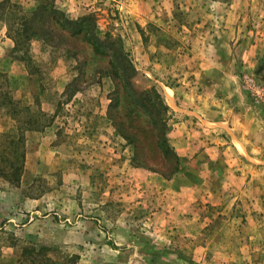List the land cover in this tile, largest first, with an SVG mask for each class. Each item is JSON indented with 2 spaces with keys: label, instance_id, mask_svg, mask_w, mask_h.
Here are the masks:
<instances>
[{
  "label": "rangeland",
  "instance_id": "rangeland-1",
  "mask_svg": "<svg viewBox=\"0 0 264 264\" xmlns=\"http://www.w3.org/2000/svg\"><path fill=\"white\" fill-rule=\"evenodd\" d=\"M234 1L0 0V264H264L221 127L231 77L264 109V0Z\"/></svg>",
  "mask_w": 264,
  "mask_h": 264
},
{
  "label": "crops",
  "instance_id": "crops-1",
  "mask_svg": "<svg viewBox=\"0 0 264 264\" xmlns=\"http://www.w3.org/2000/svg\"><path fill=\"white\" fill-rule=\"evenodd\" d=\"M246 1L235 0L234 3L240 5ZM249 2L250 0L247 1V3ZM253 3L260 4L259 0H253ZM239 17V10L234 9L229 13L228 20H237ZM231 79L234 80H225V128L224 124H221L227 139L225 145H230L232 150L242 158L244 153L241 148H243L252 161L264 165V109L251 107V103L237 85L238 80H235L234 77ZM191 114L197 115L193 112ZM46 132L39 135L31 134L30 138L40 143L46 139H51ZM227 180L232 183V191L238 194L245 186L250 185V183L246 185L248 178L239 173L229 175ZM228 191L229 189L225 186V197H229Z\"/></svg>",
  "mask_w": 264,
  "mask_h": 264
},
{
  "label": "trees",
  "instance_id": "trees-1",
  "mask_svg": "<svg viewBox=\"0 0 264 264\" xmlns=\"http://www.w3.org/2000/svg\"><path fill=\"white\" fill-rule=\"evenodd\" d=\"M164 109H165L166 112L169 111V108L167 106H164ZM166 131H167V129L165 130V132L163 134V138L161 140L162 141L161 147L164 149L163 151H164V154L166 156H172V157H176L177 158L175 152L173 151V149L169 146V144L167 142V133H166ZM19 143H20L19 145L22 146V141L21 140H19ZM22 159L24 161V156L22 157ZM20 170H21V168H20Z\"/></svg>",
  "mask_w": 264,
  "mask_h": 264
},
{
  "label": "built area",
  "instance_id": "built-area-1",
  "mask_svg": "<svg viewBox=\"0 0 264 264\" xmlns=\"http://www.w3.org/2000/svg\"><path fill=\"white\" fill-rule=\"evenodd\" d=\"M260 95H261L262 98H264V93H261Z\"/></svg>",
  "mask_w": 264,
  "mask_h": 264
}]
</instances>
